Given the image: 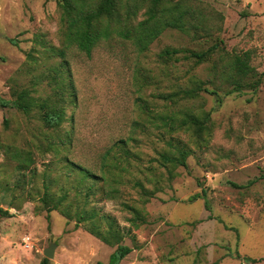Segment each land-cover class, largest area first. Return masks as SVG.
I'll list each match as a JSON object with an SVG mask.
<instances>
[{"label":"rangeland","instance_id":"rangeland-1","mask_svg":"<svg viewBox=\"0 0 264 264\" xmlns=\"http://www.w3.org/2000/svg\"><path fill=\"white\" fill-rule=\"evenodd\" d=\"M192 3L213 36L193 40L169 29L145 53L116 38L99 44L91 56L68 51L77 98L67 110L72 120L63 127L73 131L71 159L101 175L109 162L103 156L120 140L138 155L130 165L135 172L124 174L115 197H90L102 235L119 231L121 243L132 248L120 264H264V0ZM61 27L58 0H0V98H15V81L30 87L40 71L59 65L62 59L47 58L46 50L63 46ZM165 48L207 51L208 58L197 62L182 51L179 59H162ZM247 51L263 80L256 90L229 94L230 67L223 69ZM196 86L202 91L189 104L197 113H210L206 131L158 135L141 113L142 100L155 102ZM37 88L36 96L51 93L47 81ZM36 133H46L36 113L0 107V264H40L53 242L50 264H108L116 244L89 232L91 223L43 206L50 176L61 180L67 168L55 151L33 144ZM169 142L186 151L187 166L162 163V152L176 150ZM9 145L31 150L28 171L17 168ZM136 181L162 190L143 203Z\"/></svg>","mask_w":264,"mask_h":264},{"label":"trees","instance_id":"trees-1","mask_svg":"<svg viewBox=\"0 0 264 264\" xmlns=\"http://www.w3.org/2000/svg\"><path fill=\"white\" fill-rule=\"evenodd\" d=\"M58 6L61 11L63 46L60 48L49 46L46 51L49 52L47 58L60 57L62 61L59 65H52L47 70L40 71L39 75H35L30 80V87L15 81L12 87L15 98L8 100L0 98V107H14L25 115L36 113L46 133L42 137L37 133L34 134L33 144L40 149L55 151L57 158L66 163L65 176L63 175L61 180L56 175L52 178L50 176L45 185L41 197L43 206L49 212L57 210L68 218L75 217L80 222L91 223L92 226H88L89 232L101 237L108 244L117 245L108 264H120L132 248L121 243L122 234L119 231H114L112 235L109 234L110 236L102 235L97 224L98 212L90 208V197L97 192L105 193L108 198L115 197L119 193V186L124 183V174L127 172L133 175L135 172L130 170V165L134 159L138 158V155L125 140H120L103 156V159L109 162L104 163L107 169H104L101 175L95 173L89 166L71 159L69 153L72 151L73 131L63 127L65 122L72 120V117L67 115V110L76 104L77 98L67 58L68 51L76 48L91 56L99 44L116 38L131 42L138 53H145L166 30H177L191 36L193 40H198L204 36H213V29L207 24L203 12L192 3V0H58ZM11 41L15 43V40ZM182 51H189L184 57L194 58L197 62H204L208 58L207 51L180 48H165L160 58L179 59ZM29 57L34 59L31 55ZM250 59V52L247 51L243 54H235L225 65L223 72L225 73L230 67L227 76L233 85V88L228 91L229 94L235 91L240 92L246 87L253 90L259 87L263 80V73H259L251 66ZM28 69L31 71L33 67ZM43 81H47L51 93L47 96L34 95L33 93L38 92L37 86ZM201 91V86L181 88L162 96L163 98H155V102L142 100L141 113L151 126L159 129L158 135L182 129L192 130V128L195 133H202L208 127L210 113H197L189 104L200 96ZM206 91L209 90L206 89ZM211 92L218 98H223L216 91ZM159 99L162 100V104ZM139 125V122H136L134 129ZM168 144L176 150L162 152L160 154L162 163L173 167L187 166L186 151L177 148L172 142ZM7 151L17 162V168L20 170L28 171L34 162L30 149L9 145ZM60 151L64 154L62 155ZM34 176L35 173L30 175V178L34 179ZM62 181L70 185L65 186ZM99 181L104 182V187L95 185ZM136 184L141 189L143 203L148 202L156 191L162 190L159 187L147 189L140 181H136ZM198 197L200 195L196 194L190 200H196ZM133 210L140 215V218L142 217L141 210L138 208ZM253 260L256 261V259ZM40 264H50V260L44 257Z\"/></svg>","mask_w":264,"mask_h":264},{"label":"water","instance_id":"water-1","mask_svg":"<svg viewBox=\"0 0 264 264\" xmlns=\"http://www.w3.org/2000/svg\"><path fill=\"white\" fill-rule=\"evenodd\" d=\"M56 247H57L56 243H54V242L51 243V245L44 250L45 257L46 258H53Z\"/></svg>","mask_w":264,"mask_h":264}]
</instances>
